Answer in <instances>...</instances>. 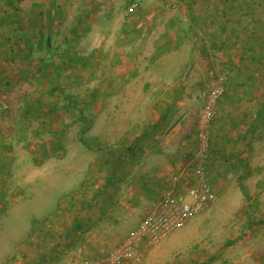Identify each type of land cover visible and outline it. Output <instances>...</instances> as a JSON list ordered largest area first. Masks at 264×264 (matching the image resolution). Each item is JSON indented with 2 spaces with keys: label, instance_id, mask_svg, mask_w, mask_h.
<instances>
[{
  "label": "rangeland",
  "instance_id": "374dc122",
  "mask_svg": "<svg viewBox=\"0 0 264 264\" xmlns=\"http://www.w3.org/2000/svg\"><path fill=\"white\" fill-rule=\"evenodd\" d=\"M96 1L95 5L90 4L91 0L87 4L66 1L65 62L60 61L59 67L53 69L54 64L57 66V52H51L47 62L42 47L36 50L25 46L24 53L16 56L17 62L36 58L41 62L40 67L27 71L19 68L18 76L11 78L14 83L0 91V98L7 103L0 114V152L6 164L0 169V264H42L35 260L40 245L34 238V222L47 225V216L62 194L79 189L84 179L101 177L93 167L97 152L79 140L80 116L88 121L84 135L114 144L124 132L131 130L133 133L129 134L134 136L150 125L154 112L169 102L168 94L176 92L168 127L181 126L185 133L192 132L191 139L198 146V121L207 97L219 90L218 100L228 90V82H233V70L229 68L232 61L228 60H233V55L217 47L211 37L204 36L199 26L196 27L189 0H177L175 7L166 0ZM133 2H137L136 9L129 12L128 6ZM90 5L96 14L111 19V26L107 23L103 28L104 33L113 32L109 45L93 46L87 40L76 46L69 40L75 22L88 30L95 25V32L102 33L98 26L104 21L91 20ZM119 13L123 19L131 14L130 24H143L145 35L130 47L135 51L131 54H127V48L123 51L117 34L118 23L113 17ZM133 56L141 63L139 74L143 79L148 78L147 84L141 88L132 84L128 94L120 95L115 93H121L123 87L117 85L113 87V96L104 78L111 73L119 75L124 59ZM158 96L163 100L156 101ZM38 97L41 107L35 103ZM224 103L229 106L233 101ZM219 108L216 101L208 128L209 178L212 188L214 182L219 187L226 184L236 192L241 190L243 210L240 213L230 209L229 206L237 204L236 197L231 195L226 206L208 212V207L217 201L215 198L205 210L160 243L141 242L137 259L118 264H205L206 258L208 263L219 260V264H235L233 259L239 254H264V243L250 241L249 228L243 222L245 212L250 214L249 210L255 206L264 208V148L249 149L258 136L255 131L264 124V117L257 118L256 126H259L252 128L253 117H238L230 107ZM192 156L194 153L188 156L189 161L195 159ZM238 159L241 164L237 165ZM256 180L261 187L257 197L250 191ZM117 196V204L83 232L74 247L58 249L52 264H87L102 258L123 241L144 211L134 212L123 203V197ZM252 213L264 220V214ZM58 225L55 221V226Z\"/></svg>",
  "mask_w": 264,
  "mask_h": 264
},
{
  "label": "crops",
  "instance_id": "0c3cea01",
  "mask_svg": "<svg viewBox=\"0 0 264 264\" xmlns=\"http://www.w3.org/2000/svg\"><path fill=\"white\" fill-rule=\"evenodd\" d=\"M66 1L67 0H0V91L7 89V86L14 83L11 78L13 76H18L17 72L19 68L27 71L28 69H38L40 67L41 62L36 58L26 63L17 62L16 56L20 53L21 55L24 53L23 47L25 48V46H32V48L36 50L42 47L43 51L41 53L46 55V61L49 59L51 52H57V66L54 64L53 69L59 67L60 61L61 64L65 62L67 32L64 6ZM73 1L77 4H87L90 0ZM204 1V3L207 4V0ZM242 2H244L245 5L244 10L240 12L236 10L230 13L231 19L234 21L232 27H228L227 30L221 29L220 27L218 29L214 24H210L208 18L204 16L201 21L205 22V25H202L203 29H200L203 35L209 38L211 37V32L214 33L215 30L219 36L226 35L234 37L233 47L229 50L233 54V60L228 58V60L232 61L233 82L232 84L228 82V90L223 94V97H219L217 105H219V109L221 110H226L227 107L232 108L235 111V116L244 117L249 115L253 117L251 127L253 125L254 127L252 128H257L259 126H256L258 124L257 118L264 117V41L261 39L264 37V0H240V3ZM90 4L95 5L97 1L91 0ZM247 4L250 6L249 9H247ZM114 5H116V3H114ZM90 6L91 10H89V14H91V20L104 21L102 26H98L102 28V33L95 32L97 30V26L95 25L88 30V28H81L79 24L75 22L68 34L69 40H73L72 43L76 46L86 43L87 40L88 43L93 46L109 45L110 39L114 38L113 32L109 35L106 31L105 33L103 32V28L107 27V23L109 24L111 19L109 16L102 17L101 14H96L92 5ZM189 10L192 19L193 13L191 7ZM120 14L121 13L113 17V20H116L118 23V25L117 23L115 24L117 25L115 27H117L118 37L121 38L120 43L122 42L121 45H123L117 44V46L120 45L123 51L127 48V54H131L135 51H132L130 47L136 45L139 40L142 39L141 37L145 35L144 30L141 29L143 24H130L131 14L128 13L124 19L121 18ZM146 18L149 17L146 16ZM121 21L123 22L121 23ZM220 21L221 20H219L218 24ZM124 23L125 25H123ZM240 24H242L241 27ZM109 25L111 26V24ZM197 26L196 24V27ZM232 28L233 35L231 34ZM94 33H96L97 36H95ZM137 38H139L138 41ZM221 50L228 53L226 48ZM123 51L121 53H123ZM42 58H44V56H42ZM137 61L135 60V56L124 59L122 65L120 64L121 75L111 73V76L104 78V83L110 86L113 96L115 93L113 87L117 85L123 87L121 93H115L120 95L128 94L129 87L132 84H138L140 86L139 88L147 84L146 81H148V78L144 77L143 79L139 74L141 63ZM228 63L230 64V62ZM46 66L49 67V64L46 63ZM147 67H149L148 64ZM229 68L231 69V67ZM131 75L134 76L132 77ZM158 97L159 98L154 99H156V101L163 100L162 96ZM168 97H170L169 102L165 103L164 106H160L159 111L154 112L155 118L150 125L144 126L142 128L143 130L138 131L134 136L129 134V132L133 133L131 130L123 133V135H129L128 142H133V139L138 138L139 146L142 149L138 154L137 161H133L134 165L131 167L130 172L119 181L117 193L115 194L116 202L114 206L117 204V195L119 194L120 197H123V203L126 206H131L134 212L144 211L140 220L156 206L163 195L171 191L180 192L185 187L196 183L193 162L195 159L193 158H195L197 145L196 142L191 139L192 132L188 131L185 133L181 126L168 127L171 113L174 111L173 109H175L172 101L176 100L177 94L176 92H170ZM166 98L167 97L164 98V101H166ZM256 99L259 100L258 103H255ZM225 100L230 102L233 101V103L227 106L224 103ZM161 117L165 118L159 122ZM260 124H262V122ZM255 133L260 137H256L253 146L250 145L249 149L253 147L256 150H258V148H264V124L260 125ZM120 140H118L117 143L108 144L115 146L120 143ZM190 153H194L192 161L188 159ZM0 164H2V161ZM238 164H241L239 159L237 165ZM206 165V171L208 173L209 164H207V161ZM231 165H235V163L232 162ZM223 179H225V176ZM212 185L217 201L215 200L216 202L214 201V204L212 203L210 207H208V212H213L212 209L215 207L221 208V206H226L225 204L232 195L236 197L234 202H237V204L229 207H231L230 209L232 211H239L241 213L243 210V206L241 205L243 194L241 190L240 192H236L235 189H229V186L226 184H221L219 187V185L212 182ZM252 186L253 188H251ZM251 187L250 191H253L254 196L257 197L261 191L258 180H256L255 184L251 185ZM253 211L257 214H264V208L255 206L249 210L250 214H247V212L244 214L243 222L247 224L246 227L249 228V240L253 243H264V220L261 219L262 216L255 218L252 215ZM130 214L131 213H129V215ZM132 216L131 214L129 218L133 219L134 217L132 218ZM140 220L135 226H138ZM241 237L244 238V235H241ZM240 242L243 241L240 240ZM233 260L236 261L235 264H264V254L255 252H250L249 254L242 253L237 255ZM207 261H209L208 258L205 259V264H219V260L215 262L212 261L211 263Z\"/></svg>",
  "mask_w": 264,
  "mask_h": 264
},
{
  "label": "trees",
  "instance_id": "16d2710c",
  "mask_svg": "<svg viewBox=\"0 0 264 264\" xmlns=\"http://www.w3.org/2000/svg\"><path fill=\"white\" fill-rule=\"evenodd\" d=\"M204 2V0H189L188 2L193 13L192 19L201 29H203L202 25H205V22L201 21L205 16L209 23L214 24L216 28L227 30L234 24L230 13L236 10L240 12L245 7L244 2L240 3V0H207V4ZM249 7L247 4V9ZM219 20L221 21L218 24ZM211 33V39L216 46L221 49L226 48L228 53H231L229 50L233 47L234 37L219 36L216 30ZM231 34L233 35V28ZM261 39L264 41V37ZM231 55L233 54L231 53ZM229 67L232 69V64ZM35 101L39 107L42 106L40 99H35ZM164 118L161 117L159 122ZM80 119L82 125L78 128L79 140L97 152L93 167L101 174V177L94 175L90 179H84L81 181L79 189L62 194L47 216L49 219L47 225L38 220L34 222V238L40 245L35 260L42 264H52L51 261L55 260L58 249L67 250L74 247L83 232L108 214L116 202L115 194L119 181L130 172L142 149L139 146L138 138L133 139V142H128V134L123 135L120 143L115 146L109 145L98 137L86 136L84 132L87 130V118L80 116ZM1 161L0 169L6 165L4 154H0ZM244 176V174L241 175V178ZM96 182L97 184H95ZM240 186L247 197L244 184ZM55 221L60 225L56 227Z\"/></svg>",
  "mask_w": 264,
  "mask_h": 264
},
{
  "label": "built area",
  "instance_id": "2783aa9c",
  "mask_svg": "<svg viewBox=\"0 0 264 264\" xmlns=\"http://www.w3.org/2000/svg\"><path fill=\"white\" fill-rule=\"evenodd\" d=\"M175 7L177 0H166ZM137 2L128 6V11L136 9ZM220 94L215 90L209 94L198 121V146L195 151L194 173L196 183L185 187L180 192H169L163 195L156 206L151 209L114 249L109 250L102 258L87 264H118L123 260L137 259L139 244L155 245L163 241L176 229L184 226L194 215L202 212L215 199L206 161L209 155V124L214 117L215 104ZM7 108V103L0 98V114Z\"/></svg>",
  "mask_w": 264,
  "mask_h": 264
}]
</instances>
